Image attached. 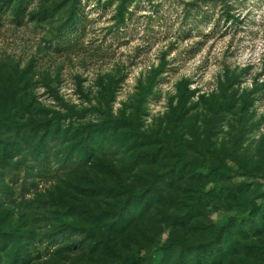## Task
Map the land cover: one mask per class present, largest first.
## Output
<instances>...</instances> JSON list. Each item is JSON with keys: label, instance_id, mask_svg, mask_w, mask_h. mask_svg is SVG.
<instances>
[{"label": "rangeland", "instance_id": "rangeland-1", "mask_svg": "<svg viewBox=\"0 0 264 264\" xmlns=\"http://www.w3.org/2000/svg\"><path fill=\"white\" fill-rule=\"evenodd\" d=\"M18 1L0 0V113L20 127L3 137L55 133L50 171L17 156L0 181V231L22 246L0 241V264H197L231 239L221 264H264V0ZM132 190L137 215L113 228ZM251 215L261 233L232 236Z\"/></svg>", "mask_w": 264, "mask_h": 264}, {"label": "trees", "instance_id": "trees-1", "mask_svg": "<svg viewBox=\"0 0 264 264\" xmlns=\"http://www.w3.org/2000/svg\"><path fill=\"white\" fill-rule=\"evenodd\" d=\"M127 0H122L120 4V9H122L125 5ZM18 2L20 3V7H18V11L22 12L24 11L27 6L29 5L30 1L27 0H19ZM76 13H72V15L69 16L68 22L63 26V31L59 33L57 36V44L59 40H66V37L68 36V32L73 28V26L76 24ZM186 81H183L182 84V95L184 96L185 93L188 91ZM181 106H184V103H182L181 100ZM221 107H224V103H220ZM123 123L128 124L132 123L133 120L129 118H123L121 120ZM19 125L18 122L16 121V117L14 113L11 112V110H7L3 113H0V181L1 180H6V170L10 168L11 170H16L17 173L19 174L22 168V164L17 161L16 162V157L17 156H24L25 158L32 157L33 162H30L32 166L39 172V174L45 175L49 170V161L51 160V146H50V140L53 138L55 131H53L52 128L45 126L44 127V133L38 137V138H30L29 141H9L6 140L3 136H11L13 133H18L19 132ZM53 133V134H52ZM20 135V132H19ZM77 145L76 147L78 148V152H81L79 159L82 160H87L90 156L93 155L95 149L93 144L89 143V133L83 132L77 137ZM71 155V154H70ZM69 155V156H70ZM74 158L75 156H70ZM69 157V158H70ZM15 160V163L12 161ZM19 160V159H18ZM38 167H37V166ZM56 170H53L52 173H54ZM171 179V178H170ZM172 180V179H171ZM114 188L113 190L119 191L120 193H126L128 191V188L124 186L122 183H119L118 186H112ZM155 190H152V194H150L149 198L147 201H149L151 198L155 197L157 194H160L161 191H157L155 193ZM118 192V193H119ZM150 193V192H149ZM132 198L135 200L136 206H126L124 209L125 211L123 212L122 209L120 212H118L119 216L116 218V221L113 222V228H124L127 225L132 223V219L136 217L137 212L139 208L137 206L140 204V202L143 201L144 196L138 192H134L133 190L131 191ZM5 199V198H4ZM1 195H0V206L2 204L1 202ZM8 200H5L3 202H7ZM145 207V206H144ZM264 215V214H263ZM234 218H231V221L229 222V227L227 229H230L231 227H235V233L237 234H232V236L237 237L238 234L244 235L248 234V231L250 228L255 227V232L261 233V229H259L258 224L260 222H257L256 217L254 215L248 216L247 217V222H242V221H234L232 220ZM264 219V216H263ZM264 225V224H263ZM248 226V228H246ZM227 229L225 231H227ZM248 229V230H247ZM181 243L186 247V248H193L194 246L190 244L186 239L184 238H179ZM0 241H4L3 246L5 251L10 247L8 255H11L15 260H17L18 255L17 252L18 250L22 247L21 246V238L18 236H15L13 233L10 232H5V231H0ZM231 246L229 249H223V252H219L217 250V247L214 246V244H208L206 245L207 248V253L206 255L201 256L197 260V264H221V257L228 251L230 252L231 250L235 249L233 244L235 240H232ZM173 242L168 243L165 246V252H163L161 255L164 257L163 261L165 259H171L172 256V248H173ZM15 250V252H12ZM31 251V250H30ZM160 255V257H161ZM182 259H183V253L180 255L175 264H182ZM120 264H141V258L138 255L135 254H130L127 256H124L122 258V261Z\"/></svg>", "mask_w": 264, "mask_h": 264}]
</instances>
